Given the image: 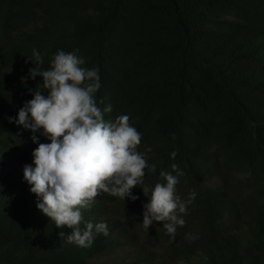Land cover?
<instances>
[{"label":"trees","instance_id":"16d2710c","mask_svg":"<svg viewBox=\"0 0 264 264\" xmlns=\"http://www.w3.org/2000/svg\"><path fill=\"white\" fill-rule=\"evenodd\" d=\"M59 50L99 69L105 120L127 115L141 134L149 196L161 171L184 173L174 240L144 228L140 186L83 210L110 233L88 248L37 209L23 179L37 145L8 117L43 80L21 78ZM0 264H264V0H0Z\"/></svg>","mask_w":264,"mask_h":264},{"label":"clouds","instance_id":"9594fccd","mask_svg":"<svg viewBox=\"0 0 264 264\" xmlns=\"http://www.w3.org/2000/svg\"><path fill=\"white\" fill-rule=\"evenodd\" d=\"M28 59L43 63L36 50ZM85 63L76 52L59 50L49 69H30L22 82L42 77V83L17 117H8L9 123L30 130V139L37 145L32 163L23 168V179L37 197V209L56 227L72 230L67 235L60 232L68 243L88 248L97 235L107 237L110 233L106 222L86 221L83 210L91 208L104 193L135 201L138 197L132 190L140 186L148 197L143 205L144 228L163 222L170 240H174L188 212V204L176 194L178 178L184 173L172 164L173 172L161 171L159 175L165 182L156 183L148 195L149 189L143 186L145 169H156L137 151L141 134L127 115L105 120L104 114L110 113L112 106H98L99 69L84 67ZM45 90L47 95L43 94ZM40 137L48 142L41 143Z\"/></svg>","mask_w":264,"mask_h":264},{"label":"rangeland","instance_id":"374dc122","mask_svg":"<svg viewBox=\"0 0 264 264\" xmlns=\"http://www.w3.org/2000/svg\"><path fill=\"white\" fill-rule=\"evenodd\" d=\"M215 181V180H214ZM217 181V180H216Z\"/></svg>","mask_w":264,"mask_h":264}]
</instances>
